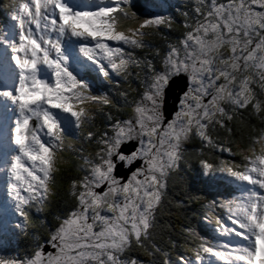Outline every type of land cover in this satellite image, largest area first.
<instances>
[{
    "label": "snow or ice",
    "instance_id": "1",
    "mask_svg": "<svg viewBox=\"0 0 264 264\" xmlns=\"http://www.w3.org/2000/svg\"><path fill=\"white\" fill-rule=\"evenodd\" d=\"M128 4L12 0L14 24L0 30V174L13 214L22 218L15 224L21 231L29 220L28 209H42L53 194L65 139L91 127L93 105L111 103L93 94L85 78L88 70L109 82L112 73H128L130 64L138 63L128 49L150 47L146 30L170 24L163 15L141 21ZM195 13L196 21L183 39L169 46L163 70L146 63L151 81H144L132 115L112 123L111 134L106 131L97 138L88 131L87 140L99 148L92 157L81 156L84 174L73 181L71 191L77 206L47 241H36L31 256L0 258V264H140L123 254L133 241L143 245L151 239L167 177L179 168L185 142L197 136L214 144L209 127L223 126L218 115L232 118L224 104L264 112L254 88L258 84L264 90V0H200ZM134 18V25L124 26ZM181 75L188 78V90L168 119L162 108L164 90ZM130 142L138 146L122 152ZM245 159L242 167L218 169L201 161L205 175L218 171L238 182L240 195L213 202L225 209L213 228L224 239L203 238L195 261L180 257V264H264V131L253 139ZM136 160L142 166L127 181L115 174L117 161L127 166ZM205 220L213 225L207 215ZM45 246L54 251L45 254Z\"/></svg>",
    "mask_w": 264,
    "mask_h": 264
},
{
    "label": "trees",
    "instance_id": "2",
    "mask_svg": "<svg viewBox=\"0 0 264 264\" xmlns=\"http://www.w3.org/2000/svg\"><path fill=\"white\" fill-rule=\"evenodd\" d=\"M8 1L10 0H0V18L10 7L7 4ZM199 3L196 0L194 8ZM182 20L185 18L183 17ZM176 27L177 35L181 34L182 29L178 25ZM173 34L171 32L170 34L156 33L155 35L159 39L152 38L150 42H147L150 45V47L147 46L148 61L153 63L156 70L162 65L161 61L169 51V46L175 45L172 39ZM140 80L144 81L138 79L135 82L136 90L131 89L130 93L121 98L118 97V101L109 106L112 110L110 108L106 113L105 110L108 107H105L95 111V118L91 122L93 128L90 129L97 138L106 131L111 134L110 125L116 119L124 120L125 112L123 113V111L130 110L132 107L133 98L136 96L133 91L135 90L138 95L139 86H142ZM254 88L258 98L264 101V90L258 84L254 85ZM223 106L232 118L228 119L227 116L218 115L217 119L223 121V126L220 123H215L209 127L208 132L214 144L209 145L197 136H193L185 142L183 159L179 162V168L173 170L166 180V194H164L163 202L156 214L155 226L151 229V239L144 242L143 248H134L131 255L138 258H149V263L152 264H164L165 259H169L171 264H180V257L187 259V255L195 249L194 239L207 226L205 216L211 210L212 202H215L213 196L204 197V190L195 181L196 174H199V171L203 169L201 161H207L217 169L223 167L225 162H232L233 157L237 159L241 157L242 153L251 151L253 139L264 131V112L258 113L252 107L236 109L229 104ZM109 116H111V120L108 119ZM88 145L92 146V144ZM222 148L230 151H222ZM88 151L91 152V155L94 154L91 147ZM81 162L80 159L75 158L56 174L54 192L44 213L45 223L43 225L39 223L41 226L36 223L34 225L36 237L30 236L23 241L22 245L26 248V252L32 251L36 239L43 243L48 238L50 231L57 227L58 221L61 222V219L68 216L77 206V201L71 191L73 181H79L83 176L79 165ZM230 195L221 193L224 199ZM153 245L157 246L159 250Z\"/></svg>",
    "mask_w": 264,
    "mask_h": 264
},
{
    "label": "rangeland",
    "instance_id": "3",
    "mask_svg": "<svg viewBox=\"0 0 264 264\" xmlns=\"http://www.w3.org/2000/svg\"><path fill=\"white\" fill-rule=\"evenodd\" d=\"M9 2H11L12 3V0H10ZM8 10V9H7ZM9 13H10V11H9ZM11 14V13H10ZM8 17V19H7V23H6V26L9 28V27H11L13 24H14V22L10 19V17H11V15H9V16H7ZM148 62V60L147 59H145V60H143V61H141L140 63H138L136 66H135V68L138 70V71H141L142 69L141 68H147L146 67V63ZM161 63H162V65L161 66H159L158 68L160 69L159 71H162L163 70V60L161 61ZM155 68V67H154ZM147 71L148 72H144L143 70L141 71V77L144 75V76H146V79L147 80H149L148 82H150L151 81V75H150V72H149V69L147 68ZM182 76H186V75H181V76H179V77H173L170 81H169V83H171V82H173V81H177V80H181V77ZM187 77V76H186ZM146 79H144V81L146 80ZM144 81L142 82L141 80H140V82H141V84H142V87L144 88V90H145V87H144ZM180 82V81H179ZM178 82V83H179ZM166 87H167V85H166ZM166 87H165V89H166ZM139 90V92H138V95H137V93H136V91H134L133 93H135L136 94V96L133 98V102L134 101H137V100H139L140 98H141V96H142V94H143V92H144V90L143 89H138ZM165 91V90H164ZM186 92V90H184V92H183V94ZM127 93H128V91H127ZM127 93H126V95H127ZM183 94H181V95H179V101L177 102V104H176V109L174 108V110H173V115H172V117L170 118V119H172L173 118V116H174V114H175V112L176 111H178L179 110V107H180V99L183 97ZM126 95H122V97L123 96H126ZM164 95H165V92H164ZM171 104H172V101H171ZM112 112V111H111ZM125 112V113H124ZM123 118H124V120H126V119H128L131 115H132V107H130V110H125V111H123ZM117 120H119V119H116L115 121H117ZM110 130V132H111V128L109 129ZM259 145V144H258ZM125 146V149H123V151H124V153H131L133 150H135V148L138 146L137 144H136V142H130V143H127V144H125L124 145ZM98 151V149L94 152V154H92V155H90V157H92V156H94L95 155V153ZM91 153V152H90ZM90 153H88V154H90ZM242 156V160L243 161H246V159H245V156L244 155H241ZM238 159V158H237ZM236 158H234L233 157V160H232V162H225L224 164H223V167L225 166V165H232V166H236V160H237ZM241 163H243L244 164V162L239 158L238 159ZM142 161H140V160H136V161H134L132 164H130V165H125V163L124 162H120V161H117V170H118V167H121V170H120V172L119 171H117V173H118V177H121L124 181H127L130 177H131V175H132V173L133 172H135L137 169H139V168H141V166H142ZM123 170V171H122ZM126 174H125V173ZM83 173V172H82ZM84 174V173H83ZM227 174H225V173H223V174H221V178H223L224 176H226ZM83 177V176H82ZM229 180L231 181L232 179L231 178H229ZM237 183V185H238V182H236ZM163 192H164V194H165V189L163 190ZM163 197H164V195H163ZM163 199V198H162ZM161 204H162V202H161ZM160 207H161V205H160ZM160 207L157 209V211H156V214H157V212H158V210L160 209ZM207 215H210V216H212L213 215V213H211V212H208L207 213ZM67 217V216H66ZM65 218V217H64ZM155 220H156V218H155ZM58 223H60V221H58ZM59 225V224H58ZM57 225V226H58ZM57 227H54V229H53V231H55V229H56ZM50 235V234H49ZM49 235H48V238L47 239H49ZM134 248H141V247H136L135 246V242L133 241V244H132V246H131V249L130 250H128V251H126L129 255H131L132 253L131 252H133V249ZM47 253H49V252H47ZM46 253V254H47Z\"/></svg>",
    "mask_w": 264,
    "mask_h": 264
},
{
    "label": "water",
    "instance_id": "4",
    "mask_svg": "<svg viewBox=\"0 0 264 264\" xmlns=\"http://www.w3.org/2000/svg\"><path fill=\"white\" fill-rule=\"evenodd\" d=\"M185 88H186V83L182 79L173 81L170 83L168 89L166 90V99H165V108H164V111L167 116H170L171 112L174 110L178 102L179 95L183 94ZM171 101H172V104H171ZM120 170H121V167H118L117 171L120 172Z\"/></svg>",
    "mask_w": 264,
    "mask_h": 264
},
{
    "label": "bare ground",
    "instance_id": "5",
    "mask_svg": "<svg viewBox=\"0 0 264 264\" xmlns=\"http://www.w3.org/2000/svg\"><path fill=\"white\" fill-rule=\"evenodd\" d=\"M170 180V179H169ZM171 198V197H170ZM169 207V206H168Z\"/></svg>",
    "mask_w": 264,
    "mask_h": 264
}]
</instances>
